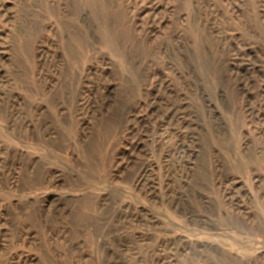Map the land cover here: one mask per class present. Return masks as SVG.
Here are the masks:
<instances>
[{
  "label": "rangeland",
  "instance_id": "1",
  "mask_svg": "<svg viewBox=\"0 0 264 264\" xmlns=\"http://www.w3.org/2000/svg\"><path fill=\"white\" fill-rule=\"evenodd\" d=\"M0 264H264V0H0Z\"/></svg>",
  "mask_w": 264,
  "mask_h": 264
}]
</instances>
